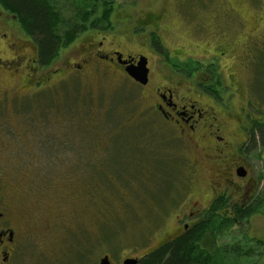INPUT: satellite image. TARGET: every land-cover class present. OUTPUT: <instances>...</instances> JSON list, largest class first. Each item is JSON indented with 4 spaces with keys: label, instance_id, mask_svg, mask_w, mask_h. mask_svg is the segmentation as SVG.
Returning <instances> with one entry per match:
<instances>
[{
    "label": "rangeland",
    "instance_id": "374dc122",
    "mask_svg": "<svg viewBox=\"0 0 264 264\" xmlns=\"http://www.w3.org/2000/svg\"><path fill=\"white\" fill-rule=\"evenodd\" d=\"M203 1L186 0L187 4ZM110 2L113 4L110 28H88L79 32L73 42L58 46L56 55L50 60L51 65L48 64L57 70L50 85L38 93L11 97L6 104L9 112L6 120L0 104V126L6 133L11 132L8 138L0 130V165L6 162L5 145L9 143L17 150L12 154H19L29 167L25 176L21 171L14 178L25 193L26 188L29 192L24 198L25 207H18L15 214L23 220L24 231L11 264H98L104 255L110 263L120 264L124 258L137 257L151 248L157 237L173 225V215L186 199L201 203L207 200L204 197V193L209 192L206 182L200 177L192 181L188 173V152L152 120L148 102L141 96L139 87L98 64L85 68L83 72H71L65 64L66 61H78L77 53L87 38H99L105 34L117 44L121 28L127 29V12L149 4L156 8L159 0ZM90 3L86 7L90 8ZM83 4L82 0H54L51 5L54 14L59 9L60 18L68 21V18L73 20L75 9ZM209 5H202L198 12L190 7L184 10L194 23L202 15L205 19L218 13ZM172 8L175 10L174 6ZM0 10H4L1 3ZM242 11L246 15L245 25L252 27L253 19H256L250 15L252 9L247 14ZM167 18L166 23L172 21L175 31L174 34L166 33L164 42L172 48L182 43L179 36L185 33L189 22L181 16L184 25L178 27L180 18L174 12ZM14 25L20 31L14 33L25 40L24 44H36L19 20ZM61 27L66 28L62 24ZM237 27L240 29L241 25ZM9 28L16 31L13 26ZM133 28V22L128 24L129 30ZM228 28L232 30L231 26ZM6 29L7 26H2L3 31ZM95 29H100L101 33ZM4 41L0 35V50ZM251 46L250 60L244 66L242 80L249 92L251 111L256 108L260 112V122H264V40L256 48V44ZM120 49L125 53L144 52L140 45L129 39L121 42ZM40 115L49 124L58 123L59 155L67 153L63 152L61 143L74 138L69 146V154L73 157L68 159L73 161L65 160L69 169L74 170L72 176L61 175L58 168L59 161L63 160L61 157L57 163L48 162L49 153L43 151L47 148L45 143L51 142L53 129L48 125L36 130L35 123L39 122ZM7 121L8 130L4 125ZM40 132L44 134L43 141L37 139L36 134ZM261 133L263 136H260L259 128L255 133L250 132L249 144L239 146V149L246 148L245 155L243 151L238 154L245 158L249 176L255 179L254 201L260 200L264 205V127ZM45 137L50 140L45 141ZM40 150L43 153L39 154L40 160L27 163L33 158L32 154ZM32 170L34 172L28 176ZM17 195L20 201L21 196ZM225 214L221 209L216 218L211 219L213 231L205 234L206 247H221L233 242L243 244L247 238L264 241L263 206L251 214L248 221L222 228ZM211 234H217L216 238ZM251 254L254 257L255 254ZM238 264H264V254L252 258L249 263Z\"/></svg>",
    "mask_w": 264,
    "mask_h": 264
},
{
    "label": "flooded vegetation",
    "instance_id": "af4514ba",
    "mask_svg": "<svg viewBox=\"0 0 264 264\" xmlns=\"http://www.w3.org/2000/svg\"><path fill=\"white\" fill-rule=\"evenodd\" d=\"M205 1L208 0L200 4H187L186 0H159L156 8L150 7L151 4L132 8L125 17L127 29L121 28L117 44L105 34L99 38H87L77 53L79 62H65L71 72H83L85 68L98 64L139 87L141 96L148 102L152 120L188 152V173L192 181L200 177L209 188V192L204 193L207 198L205 203L191 199L181 203L173 215V225L157 237L154 246L205 221L209 213L218 215L221 209L215 203L222 197L231 202L223 208L229 216H233L235 210H247L255 200V179L249 176L246 160L238 153L243 151L245 155L246 148L239 149V146L249 144L250 132L255 133L258 129L256 123H261L260 112L256 108L254 111L250 109L249 92L242 80V71L250 60L251 45L256 44V48L264 40V0H214L210 2L212 4ZM202 5H209L210 9L214 7L218 13L205 19L202 15L194 23L191 22L184 9L190 7L198 12ZM4 10H0V35L5 39L0 50V104L6 120L9 116L6 115L9 114L6 104L11 97L38 93L51 84L57 70L49 66L52 59L49 65L40 63L36 44L32 45L29 38L26 40L31 45L27 46L25 40L14 33H20L14 25L18 20L16 14L6 8ZM242 10L256 16L252 27L245 25L246 15ZM173 12L180 18L178 27L184 25L181 16L189 22V27L179 36L182 43L170 48L165 44L164 36L166 33L174 34L172 21H168L169 25L166 23ZM131 22L133 30L128 29ZM238 25H241L240 29ZM2 26L8 29L3 31ZM229 26L232 30H229ZM94 31L99 32L100 29ZM251 37L257 40H251ZM128 39L140 45L144 52L121 51V42ZM141 57L145 58L148 71L147 82L143 85L125 71L126 67L136 66ZM42 68H45V72ZM7 123L4 125L8 130ZM35 125L36 130L52 125L51 142L45 143L47 148L43 152L49 153L48 162L57 163L61 157L63 160L59 162L62 164L58 165L61 175L72 176L74 170L69 169L65 160L73 157L69 154V146L74 138H67L61 143L63 152L67 153L65 156L59 155L58 123L49 124L40 115ZM0 130L10 137L11 132L6 133L1 126ZM43 135L42 132L36 134L38 141L42 140ZM50 139L45 137V141ZM5 146L6 162L0 165V264H11L24 231L23 220L15 217V214L19 211L18 207H25L24 198L29 192L26 188L25 193L14 178L21 171L25 176L29 167L19 154H12L17 151L16 147L9 143ZM39 154L43 155L42 150L32 154L33 158L27 163L40 160ZM72 161L68 160L70 163ZM239 168L243 170V175H239ZM33 172L30 171L28 176ZM214 205L216 208L210 210Z\"/></svg>",
    "mask_w": 264,
    "mask_h": 264
},
{
    "label": "trees",
    "instance_id": "16d2710c",
    "mask_svg": "<svg viewBox=\"0 0 264 264\" xmlns=\"http://www.w3.org/2000/svg\"><path fill=\"white\" fill-rule=\"evenodd\" d=\"M53 1L0 0L4 8L16 14L25 32L34 39L42 65L50 62L51 58L56 55V49L60 44L65 46L73 42L79 32L98 26L102 28L111 27L109 18L112 15L113 4L111 5L110 0L100 2L98 0H82L83 7H77L72 15L73 20L68 18V21L60 18L59 9H56L57 13L54 14V7L51 5ZM89 3L90 8L86 7ZM51 14H53V18ZM61 24L65 25L66 28L61 27ZM60 32H64L63 35ZM255 127L259 128L260 136H263L261 130L264 127V122H257ZM227 203L231 202L222 197L215 204L218 208L223 209L226 208ZM216 205L210 210L216 208ZM262 206L264 207L260 200H253L247 210H235L233 216L225 214L222 228L248 221V217L259 211ZM215 216H217L215 213H209L207 219L210 220L189 227L180 235L147 250L140 256L137 264H238L239 262L249 263L252 258L254 260L264 254V241L257 238H247L243 244L233 242L221 247L215 245L206 247L204 245L205 234L207 232L212 233L210 221L213 217L216 218ZM226 216L227 218H225ZM217 234L211 235L216 238ZM251 253H254V257H256L254 258Z\"/></svg>",
    "mask_w": 264,
    "mask_h": 264
},
{
    "label": "water",
    "instance_id": "95a60500",
    "mask_svg": "<svg viewBox=\"0 0 264 264\" xmlns=\"http://www.w3.org/2000/svg\"><path fill=\"white\" fill-rule=\"evenodd\" d=\"M126 73L134 79V81L143 85L147 82V68L144 57H141L136 66H129L125 68ZM241 168H239L240 170ZM244 172L241 169L239 175H243ZM138 259L134 257L124 258L120 264H137ZM98 264H110L107 255H104L98 262Z\"/></svg>",
    "mask_w": 264,
    "mask_h": 264
}]
</instances>
